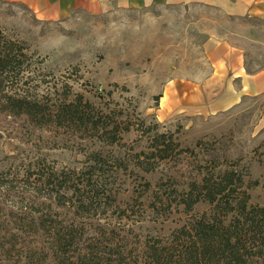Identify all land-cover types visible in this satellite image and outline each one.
Returning <instances> with one entry per match:
<instances>
[{"label": "rangeland", "instance_id": "374dc122", "mask_svg": "<svg viewBox=\"0 0 264 264\" xmlns=\"http://www.w3.org/2000/svg\"><path fill=\"white\" fill-rule=\"evenodd\" d=\"M0 32L31 56L22 83L29 96L81 95L112 124L129 128L117 146L65 145L59 132L16 131L1 119L0 173L20 187L45 193L53 173L81 171L91 164L89 154L101 151L105 164L93 180L115 196L102 217L121 222L144 250L212 214L208 203L185 211L180 200L191 180L176 175L171 161H158L152 173L134 165V155L148 153L154 134L163 133L203 172L240 174L249 205L264 207V94L240 100V81L232 77L230 88L207 83L213 71L218 75L211 50L221 42L240 50L247 73L264 71V22L204 4L162 3L47 22L0 0Z\"/></svg>", "mask_w": 264, "mask_h": 264}, {"label": "trees", "instance_id": "16d2710c", "mask_svg": "<svg viewBox=\"0 0 264 264\" xmlns=\"http://www.w3.org/2000/svg\"><path fill=\"white\" fill-rule=\"evenodd\" d=\"M30 66L25 49L0 32L2 123L10 119L16 131L59 132L65 145H120V133L129 128L112 124L111 116L100 114L81 95L73 100L29 96L22 83ZM188 151L171 136L155 133L149 152L134 155V165L145 173L169 160L176 175L191 180L180 200L185 211L199 203L212 206L209 217L149 241L144 250L121 222L102 217L115 196L93 180L97 165L105 164L101 151L91 152V164L81 171L53 173L47 185L53 188L45 193L20 187L0 173V264H264V207L249 205L240 174L203 172L182 157Z\"/></svg>", "mask_w": 264, "mask_h": 264}, {"label": "crops", "instance_id": "0c3cea01", "mask_svg": "<svg viewBox=\"0 0 264 264\" xmlns=\"http://www.w3.org/2000/svg\"><path fill=\"white\" fill-rule=\"evenodd\" d=\"M27 8L36 19L56 22L70 18L74 13L84 11L91 14L107 13L113 7L135 9L152 3L162 4H204L220 8L226 15L240 19H256L264 22V0H2ZM217 64L218 75H210L208 84L226 85L232 83L228 77L240 81V100L247 96L264 94V71L249 74L245 70L244 56L240 50L227 43H217L211 50ZM223 63L219 64V63ZM222 70V71H221ZM238 81V82H239Z\"/></svg>", "mask_w": 264, "mask_h": 264}]
</instances>
